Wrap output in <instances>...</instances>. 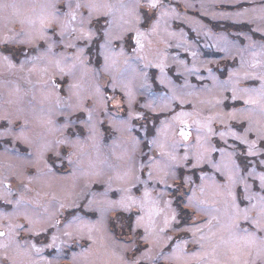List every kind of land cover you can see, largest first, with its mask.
Listing matches in <instances>:
<instances>
[{
	"label": "rangeland",
	"instance_id": "obj_1",
	"mask_svg": "<svg viewBox=\"0 0 264 264\" xmlns=\"http://www.w3.org/2000/svg\"><path fill=\"white\" fill-rule=\"evenodd\" d=\"M0 264H264V0H0Z\"/></svg>",
	"mask_w": 264,
	"mask_h": 264
},
{
	"label": "snow or ice",
	"instance_id": "obj_2",
	"mask_svg": "<svg viewBox=\"0 0 264 264\" xmlns=\"http://www.w3.org/2000/svg\"><path fill=\"white\" fill-rule=\"evenodd\" d=\"M155 5H153V7H154Z\"/></svg>",
	"mask_w": 264,
	"mask_h": 264
},
{
	"label": "trees",
	"instance_id": "obj_3",
	"mask_svg": "<svg viewBox=\"0 0 264 264\" xmlns=\"http://www.w3.org/2000/svg\"><path fill=\"white\" fill-rule=\"evenodd\" d=\"M121 213V212H120Z\"/></svg>",
	"mask_w": 264,
	"mask_h": 264
}]
</instances>
